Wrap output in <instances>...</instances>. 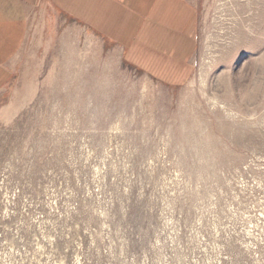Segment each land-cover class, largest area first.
Wrapping results in <instances>:
<instances>
[{"label":"rangeland","instance_id":"374dc122","mask_svg":"<svg viewBox=\"0 0 264 264\" xmlns=\"http://www.w3.org/2000/svg\"><path fill=\"white\" fill-rule=\"evenodd\" d=\"M166 84L45 7L0 84V264H264V0H193Z\"/></svg>","mask_w":264,"mask_h":264},{"label":"crops","instance_id":"0c3cea01","mask_svg":"<svg viewBox=\"0 0 264 264\" xmlns=\"http://www.w3.org/2000/svg\"><path fill=\"white\" fill-rule=\"evenodd\" d=\"M45 6L116 44L131 64L166 84L190 78L198 29L193 0H0V84L24 44L29 11Z\"/></svg>","mask_w":264,"mask_h":264}]
</instances>
